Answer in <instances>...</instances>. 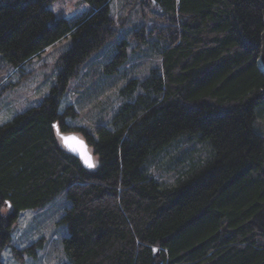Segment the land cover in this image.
Listing matches in <instances>:
<instances>
[{
  "label": "trees",
  "instance_id": "trees-1",
  "mask_svg": "<svg viewBox=\"0 0 264 264\" xmlns=\"http://www.w3.org/2000/svg\"><path fill=\"white\" fill-rule=\"evenodd\" d=\"M54 1L0 0V94L16 85L2 83L8 70L24 75L34 56L70 42L48 94L0 124V255L6 245L16 258L40 247L41 239L11 244L13 223L65 191L59 264H264V0H140L163 24L160 65L131 78L125 101L92 130L67 124L76 111L59 112V103L119 26L111 0H82L88 11L71 21L54 13ZM127 45L123 38L105 66L115 70ZM53 124L82 133L97 158L92 169L61 146ZM183 136L209 140L211 158L162 186L147 166Z\"/></svg>",
  "mask_w": 264,
  "mask_h": 264
},
{
  "label": "rangeland",
  "instance_id": "rangeland-1",
  "mask_svg": "<svg viewBox=\"0 0 264 264\" xmlns=\"http://www.w3.org/2000/svg\"><path fill=\"white\" fill-rule=\"evenodd\" d=\"M51 8L56 15H63L71 21L87 12L89 5L82 0H55ZM110 12L119 26L116 35L88 58L77 76L69 81L59 103V112L69 105L75 109V116L65 118L72 127L85 126L92 130L99 124H106L125 101L120 93L128 81L145 76L152 67L160 65V54L156 48L164 40L156 34V28L163 24L156 17V9L144 6L140 0H111ZM142 28L146 32H142ZM148 29L155 31L148 33ZM123 38L128 41L127 58L111 70L112 67L105 64L116 54L117 45ZM69 45L66 37L47 47L24 65V75L17 70H8L7 73L11 71L8 76L7 73L1 76V79L4 78L2 83L10 81L16 85L0 94V124L27 107L38 104L48 94L56 81V59ZM262 124L264 116L258 119V125ZM75 132L83 137L81 132ZM210 158L209 140L183 136L151 159L147 170L156 176L162 186L172 185ZM96 159L94 155L95 162ZM185 170H189L186 175L183 174ZM67 203L65 191H61L42 207L22 210L13 223L11 244L24 248L41 239V246H35L23 252L21 258H16L11 247L6 245L0 255L3 264H59L66 261L62 248L66 227L59 222V217ZM9 211L6 206L1 212L6 214Z\"/></svg>",
  "mask_w": 264,
  "mask_h": 264
},
{
  "label": "water",
  "instance_id": "water-1",
  "mask_svg": "<svg viewBox=\"0 0 264 264\" xmlns=\"http://www.w3.org/2000/svg\"><path fill=\"white\" fill-rule=\"evenodd\" d=\"M260 41H261V48L257 62H258V67L262 71H264V28L261 33ZM55 131L57 133L61 146L67 152L77 157L81 162V164L86 169H92L93 167H88L87 164L85 163V160L90 157L91 163L95 165L93 150L92 151L90 150V146L88 145L86 140L83 137L79 136L75 131L62 132L60 131L59 127L55 128ZM69 146H71V148H74L75 151L70 150ZM154 249L156 253L159 252L158 248H154Z\"/></svg>",
  "mask_w": 264,
  "mask_h": 264
},
{
  "label": "snow or ice",
  "instance_id": "snow-or-ice-1",
  "mask_svg": "<svg viewBox=\"0 0 264 264\" xmlns=\"http://www.w3.org/2000/svg\"><path fill=\"white\" fill-rule=\"evenodd\" d=\"M52 127H53V128H57L58 126L55 125V124H53ZM66 146H67V145H66ZM69 147H70V150L75 151L74 148H71V146H69ZM85 163L87 164L88 167H94V166H95L93 163H91L90 157H89L88 159L85 160ZM5 203L8 204L7 201H6ZM8 207L10 208L11 205L8 204ZM154 251H155V249H154Z\"/></svg>",
  "mask_w": 264,
  "mask_h": 264
}]
</instances>
